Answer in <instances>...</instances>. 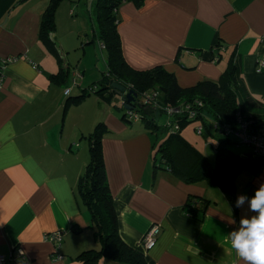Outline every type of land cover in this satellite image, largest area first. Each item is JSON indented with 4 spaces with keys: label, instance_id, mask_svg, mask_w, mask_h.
<instances>
[{
    "label": "crops",
    "instance_id": "1",
    "mask_svg": "<svg viewBox=\"0 0 264 264\" xmlns=\"http://www.w3.org/2000/svg\"><path fill=\"white\" fill-rule=\"evenodd\" d=\"M49 2L0 0V59L12 58L0 88V253L21 248L32 264H126L104 256L86 263L81 257L101 248L78 187L90 160V137L102 123L107 177L125 242L144 249L145 233L159 224L156 245L145 250L149 264H244L228 236L254 215L247 200L236 208L218 186L186 183L168 169L155 170L157 135L139 117L129 125L124 113L112 109L109 91L68 102L102 80L107 55L95 28L89 34L74 17V0L58 5L47 46L40 26ZM119 15L124 54L134 68L162 66L191 87L219 80L238 57L243 84L264 104V66L257 71L264 56V0H145L140 7L125 1ZM90 43H98L105 56L95 51L100 63L81 70ZM81 46L83 57L75 61L70 52ZM61 70L65 79L55 77ZM260 162L238 174L236 200L251 199L264 185ZM191 195L207 200L203 219L189 214ZM56 230L64 233L61 259L46 238Z\"/></svg>",
    "mask_w": 264,
    "mask_h": 264
},
{
    "label": "trees",
    "instance_id": "2",
    "mask_svg": "<svg viewBox=\"0 0 264 264\" xmlns=\"http://www.w3.org/2000/svg\"><path fill=\"white\" fill-rule=\"evenodd\" d=\"M62 1L50 0L42 16L40 35L49 47L52 42L50 33L56 26L55 12ZM125 1H131L140 7L145 0H96L98 24L96 38L104 45L107 70L99 83H95L87 90L84 89L85 93L71 97L68 102L70 100L80 102L91 93L102 95L105 90L110 92L109 100L113 102L117 96V90L111 87L113 82L124 85L127 90H135L138 99L130 110L144 119L145 125L157 136L160 132L166 133L165 140L160 143L154 156L155 170L168 169L186 183L206 181L210 185L220 187L227 198L235 203L238 174L246 168H257L260 161L256 159L258 157L254 153L236 154L228 148L231 134L226 133L223 127L228 125L237 130L241 117L250 122L251 132L264 133V104L252 98L243 84L241 60L232 57L219 80H204L191 87L180 85L176 76L162 66L146 70L134 68L125 57L118 28L119 7ZM66 75V72L61 70L55 77L63 76L65 79ZM154 93H157L156 96L149 103H145V96ZM186 105H191V110H196V116L189 117L190 110L185 109ZM169 106L183 110L177 114H169L170 119L159 125L156 122L157 116L167 112ZM122 107L125 111L123 118L131 119L128 110ZM196 120L201 121L202 134L205 131L210 132L211 125L214 127L216 125L215 129L222 130L226 136L216 147L214 164L207 154L198 150L181 133L188 123ZM106 130L104 124L100 123L90 137V160L86 171L80 177L78 187L81 199L90 211L91 226L96 230L101 248L86 250L81 257L86 263L95 262L104 256L126 264H149L145 249L129 245L119 233V220L108 182L103 150V135ZM158 154H161L160 158ZM206 204L207 200L204 197L191 195L186 206L191 216L203 219ZM75 229L77 230L76 226Z\"/></svg>",
    "mask_w": 264,
    "mask_h": 264
},
{
    "label": "rangeland",
    "instance_id": "3",
    "mask_svg": "<svg viewBox=\"0 0 264 264\" xmlns=\"http://www.w3.org/2000/svg\"><path fill=\"white\" fill-rule=\"evenodd\" d=\"M74 1H75L74 3L72 2L73 11L75 12L74 17L79 18L80 21L84 22V25L87 27V32L89 34L92 33L93 27L95 28V31H96L98 29V24H97V19H96L97 15L95 11L96 0H74ZM83 46H81L78 49H73L70 52V55H71L70 57L72 59L74 58L75 61L76 60L78 61L77 59L78 56L83 57V51H84ZM88 46L90 48H89V52H87V56L83 57L82 60L79 61V64L81 65V70H83V67H85L86 65L94 66V63L96 62H98V64L100 63L99 62L100 60L97 58L95 54V51L98 53L100 58L102 57L103 59L105 56L104 55L105 51L99 47L98 43L97 45L95 44V46H93V43H90V44H87V47ZM94 47H95V50H94ZM65 57L66 59L68 58L67 55H65ZM111 105L114 111L121 113V114L125 113L124 108L122 107L123 104L120 100L116 102L114 98V101L112 102ZM169 119H170V115L167 112H164L162 115L158 116V118L156 119V122L159 125H163ZM139 121H140L139 124H145L144 119L141 118ZM133 122L136 123L135 120L130 119L129 125L132 124ZM199 125H201L200 120H196V121H192L188 123L183 129V134L188 138L189 142L192 145H195V147L197 148H202L203 150H205V153L207 150V154L209 155L210 161L211 163L214 164L216 162V150L214 149L212 143H215L216 147H218L219 142L222 139H224L226 136L224 135L222 130L217 131L215 127L212 125L210 126V132L205 131L204 134H199L196 130ZM229 137H230L231 142L228 144V148H230L234 153L236 154H253L254 153L252 146L249 145L247 142H244L242 138L237 137L234 134H231ZM165 138H166V133L164 132H160L157 138H155L156 145L154 147V151L152 154V161L154 160L155 153L157 152V149L159 148L160 143H162L165 140ZM207 143L209 144L208 149L205 148L208 145ZM160 155L161 154H158L159 158H160ZM256 157L264 160L260 156H256Z\"/></svg>",
    "mask_w": 264,
    "mask_h": 264
},
{
    "label": "built area",
    "instance_id": "4",
    "mask_svg": "<svg viewBox=\"0 0 264 264\" xmlns=\"http://www.w3.org/2000/svg\"><path fill=\"white\" fill-rule=\"evenodd\" d=\"M104 47V45H103ZM12 58H3L0 59V88L3 85L4 81V74L3 69L9 61H11ZM262 66H264V56H262L257 64V71H262ZM70 89H66L65 93L69 94ZM157 93L154 94H147L144 98L145 103H149L150 100L156 96ZM201 104V102H199ZM185 109L190 110L189 111V117L196 116V110H191V105H186ZM183 109L179 107L169 106L167 108L168 114H177L182 112ZM130 118H138V114L135 112H132L131 110H128ZM240 127L237 130L232 129L230 126L226 125L224 126V131L229 134H234L237 137L242 138L244 142H247L249 145L252 146L254 150L255 156H260L264 159V133H253L249 129V121H246L239 117ZM216 127V125H215ZM197 132L199 134H202L203 126L199 125L197 127ZM260 159V158H259ZM262 160V159H261ZM264 162V160H262ZM161 227L159 224H153L148 231L145 233L143 239H142V246L145 250H149L153 248L158 239V235L160 234ZM64 233L61 230H56L51 233H48L46 235V238L51 241L54 245V251L56 254V258L61 259L63 255L59 252L61 246H62V240H63ZM0 264H32L31 260L28 258V256L25 254L24 250L21 248H17L10 252V254L6 255L3 253H0Z\"/></svg>",
    "mask_w": 264,
    "mask_h": 264
},
{
    "label": "clouds",
    "instance_id": "5",
    "mask_svg": "<svg viewBox=\"0 0 264 264\" xmlns=\"http://www.w3.org/2000/svg\"><path fill=\"white\" fill-rule=\"evenodd\" d=\"M246 200L254 215L242 219L239 230L229 234L228 239L238 259L244 264H264V185L251 199L239 196L235 207L240 208Z\"/></svg>",
    "mask_w": 264,
    "mask_h": 264
},
{
    "label": "water",
    "instance_id": "6",
    "mask_svg": "<svg viewBox=\"0 0 264 264\" xmlns=\"http://www.w3.org/2000/svg\"><path fill=\"white\" fill-rule=\"evenodd\" d=\"M111 87L115 88L117 90V97L115 99L116 102H118L120 99L124 103V107L127 110H130L134 107L137 99H138V93L133 90H127L126 87L118 82L111 83Z\"/></svg>",
    "mask_w": 264,
    "mask_h": 264
}]
</instances>
